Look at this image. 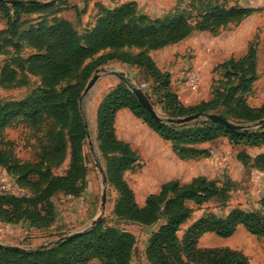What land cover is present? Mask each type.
<instances>
[{"label": "trees", "instance_id": "obj_1", "mask_svg": "<svg viewBox=\"0 0 264 264\" xmlns=\"http://www.w3.org/2000/svg\"><path fill=\"white\" fill-rule=\"evenodd\" d=\"M0 0V55L5 60L0 66V85H16L18 76L34 75L41 85L30 95L19 100L0 102V166L16 178L21 186L30 187L28 176L39 174L38 192L29 197L0 195V212L11 220L28 215V207L45 204L56 191L75 193L84 176L82 145L86 135L84 120L79 110V98L87 78L95 68L110 60H119L141 69L143 75L158 89L163 90L162 111L169 118L195 112L223 108L234 122H254L264 118V103L250 106L244 94L249 92L256 77L254 48L238 59L230 58L224 68L236 83L217 88L208 101L185 106L169 88V74L161 71L147 50L175 43L195 30H213L230 22H237L253 12L249 8L209 7L197 15L194 22L179 14L163 20L135 17V4L122 2L112 8L98 5L94 25L81 32L71 22L55 15L68 6V0ZM114 1V0H111ZM33 15H36L35 17ZM137 47L143 50L131 54L121 49ZM27 51L25 58L18 54ZM7 54H13L8 58ZM77 74V80L61 87V83ZM21 81V80H19ZM24 85L25 82H20ZM121 109H128L142 119L162 140L172 144L179 158H192L200 154L197 144L225 137L235 145L264 146V124L250 128H228L209 120L175 125L160 124L152 120L132 91L120 84L100 102L97 113V139L103 155L109 157L106 172L109 182L118 193L113 212L115 215L152 225L163 219L151 233L146 257L154 264H249L248 257L230 247H199V238L212 233L218 237L231 236L238 225L250 234L264 240V214L260 211L230 210L224 216L208 214L194 221L179 238L177 231L190 217L187 202L201 205L211 198L227 199V189L215 180L196 176L189 182L169 180L158 191L148 194L139 205L133 191L123 179V172L138 160L137 152L129 143L115 134V117ZM20 118L32 128L37 140V162L20 161L12 149L2 144L1 131L8 122ZM69 155L64 175L40 172L41 163L59 164ZM264 154L255 157V164ZM260 167V166H259ZM264 169V166L260 167ZM43 178L48 177L46 180ZM30 191V189H29ZM31 192V191H30ZM32 193V192H31ZM264 202V199H263ZM7 209V210H6ZM133 234L115 228L102 230L100 225L58 245L36 251L0 248V264H87L98 259L101 264H130Z\"/></svg>", "mask_w": 264, "mask_h": 264}, {"label": "rangeland", "instance_id": "obj_2", "mask_svg": "<svg viewBox=\"0 0 264 264\" xmlns=\"http://www.w3.org/2000/svg\"><path fill=\"white\" fill-rule=\"evenodd\" d=\"M102 1L107 5H113V2L114 4L133 2L134 16H143L147 20H163L182 14L194 22L198 14L213 6L252 9L253 12L237 22H230L213 30H195L180 41L158 49H149L147 53L161 71L169 74L170 90L176 94L182 104L191 106L208 101L217 88L224 89L229 83L235 84V76L238 74L228 77L225 74V62L230 58L238 59L246 54L249 48H254L256 77L250 91L246 92L244 97L248 105L253 107L264 103V0ZM89 8L91 2L86 13L80 17V23L77 25L79 31L84 28L82 24L92 22L95 12L93 8L91 10ZM65 16L76 23L73 11L66 12ZM1 26H4V20L0 23ZM142 50L137 47L121 49L131 54ZM27 53L24 50L23 54L18 55L26 58ZM7 56L9 58L13 54ZM5 57L0 55V66L3 65ZM191 70L198 73L199 80L194 88L186 89L184 76ZM95 73L98 75L96 82L87 93L84 94L83 89L79 98V110L84 120L86 135L82 145L85 173L78 184V190L75 193L56 191L44 201V205L41 203L28 207V215L17 220L6 217L8 212H0V243L31 252L58 245L65 242L62 241L63 238L74 232L83 234L100 225L102 230L115 228L134 235L135 242L131 248L130 264H154L146 257V247L151 233L157 229L163 219L152 225H144L114 214L113 208L118 193L107 177L106 164L110 155L109 157L103 155L99 148L96 113L107 93L123 84L130 91L133 88H140L157 113L169 118L161 107L163 90L158 89L157 84L148 80L141 69L119 60H110L95 68L87 78L85 86ZM76 80L77 74H74L60 86L64 87ZM22 81L25 82L24 85H21ZM16 83L12 87L0 85V102L25 98L41 85L39 77L34 75H26L22 78L18 76ZM204 113L218 114L242 128L250 125L258 127L260 126L258 121L264 120L263 118L254 122L236 123L221 107ZM114 127L116 137L129 143L138 154L137 163L123 172V179L133 191L139 205H143L148 194L158 191L160 185L169 180L186 183L196 176H205L227 189V199L220 200L215 197L201 205L192 201L187 202L192 212L177 231L179 238H182L184 231L194 221L208 214L224 216L233 209L254 210L264 214V169L260 168L264 166V158L255 164V157L264 154V146L235 145L227 138L220 137L200 145L202 146L198 147L201 150L200 154L184 159L175 154L170 142L160 139L142 119L135 117L128 109L118 112ZM32 128L29 123L21 122L20 118H14L2 128L1 143L12 149L20 161L37 162L40 159L36 147L37 140L32 136ZM68 165L67 154L59 164L45 162L41 163L38 169L40 172L47 169L50 176L64 175ZM0 172L6 173L8 180L21 190L22 193L16 197L32 196L43 184L38 185L40 176L35 172L28 176L30 187L17 183L16 178L9 175L4 166H0ZM47 178L42 177V180ZM103 189H105V206L102 209ZM198 245L204 248L230 247L244 253L249 259V264H264V240L247 232L242 225H238L235 232L226 238L206 233L199 238ZM87 264L101 263L98 259H92Z\"/></svg>", "mask_w": 264, "mask_h": 264}, {"label": "water", "instance_id": "obj_3", "mask_svg": "<svg viewBox=\"0 0 264 264\" xmlns=\"http://www.w3.org/2000/svg\"><path fill=\"white\" fill-rule=\"evenodd\" d=\"M97 78H98V75L96 73L91 76V78L89 79L88 83L86 84V86L83 90L84 94L87 93L92 88V86L96 82ZM132 93L134 94L136 99L140 102V104L144 107L146 112L149 114L150 118L152 120H154L155 122L160 123V124L171 123V124H175V125H183V124H187V123H190L192 121H195V120L204 119V120H209L212 122H217V123L223 124V125L227 126L228 128H232V129L241 128V129H243L241 126H237V125L231 123L226 118H224L218 114H215V113L195 112V113L188 114V115L181 116V117H177V118H165V117L160 116L157 113V111L155 110V108L153 107V105L151 104L149 99L147 98V96L144 94V92L140 88H133ZM263 122H264V120H260V121H258V124L262 125V124H264ZM250 127H253V126L250 125L246 128H250ZM104 206H105V189H103V192L101 195V208L103 209ZM99 219H100V217L97 218V220H99ZM81 234H82V232H74V233L66 236L65 238H63L62 241L70 240V239H72L76 236H79ZM0 248L13 249V250H23L17 246H8V245H4L2 243H0Z\"/></svg>", "mask_w": 264, "mask_h": 264}, {"label": "crops", "instance_id": "obj_4", "mask_svg": "<svg viewBox=\"0 0 264 264\" xmlns=\"http://www.w3.org/2000/svg\"><path fill=\"white\" fill-rule=\"evenodd\" d=\"M50 1H53V0H46V1H42L43 3L44 2H50ZM111 1V0H110ZM90 2H91V8H89L90 10L93 8L94 9V14H93V19H92V22L89 23V24H82V26H84L83 29L85 28H90L94 25V22H95V19H96V15L97 13L99 12L98 10V5H103V6H106V7H110L112 8L113 6L116 5V3L114 4L113 1V5H107L105 2H103L102 0H68V6L63 8L61 11H59L58 13H56V17L59 18V19H64V20H67L69 22H71L73 25H75V27L77 28V25L80 23V17H82L83 14L86 13L87 11V7L88 5H90ZM81 3H83L82 5H80ZM86 8V9H85ZM69 11H73L75 13V18L74 20L76 21V23L70 18L68 19L66 16H65V13L66 12H69ZM3 20L0 21V23L2 22ZM5 27V21H4V26H1L0 27V30H2L3 28ZM82 29V30H83ZM78 30V28H77ZM79 31V30H78ZM81 32V31H79ZM121 110H124V109H121ZM119 110V111H121ZM118 111V112H119ZM118 112L116 113V117H117V114ZM116 117H115V121H116ZM155 133V132H154ZM157 135V134H156ZM158 136V135H157ZM159 137V136H158ZM160 138V137H159ZM161 139V138H160ZM208 142H204V143H200V144H197L196 147H202L200 145H205L207 144Z\"/></svg>", "mask_w": 264, "mask_h": 264}, {"label": "built area", "instance_id": "obj_5", "mask_svg": "<svg viewBox=\"0 0 264 264\" xmlns=\"http://www.w3.org/2000/svg\"><path fill=\"white\" fill-rule=\"evenodd\" d=\"M198 80V73L191 70L184 76V86L186 89H192L197 85ZM20 193L21 190L8 180L7 174L0 172V195L18 196Z\"/></svg>", "mask_w": 264, "mask_h": 264}]
</instances>
